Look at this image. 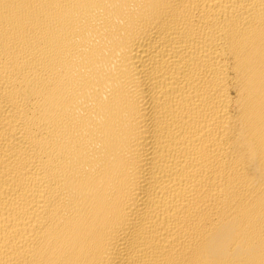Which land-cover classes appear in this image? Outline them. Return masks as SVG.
Returning <instances> with one entry per match:
<instances>
[{"label":"bare ground","instance_id":"1","mask_svg":"<svg viewBox=\"0 0 264 264\" xmlns=\"http://www.w3.org/2000/svg\"><path fill=\"white\" fill-rule=\"evenodd\" d=\"M0 264H264V0H0Z\"/></svg>","mask_w":264,"mask_h":264}]
</instances>
